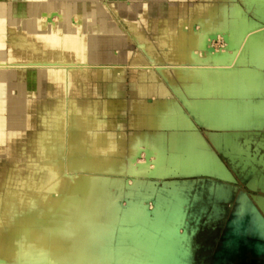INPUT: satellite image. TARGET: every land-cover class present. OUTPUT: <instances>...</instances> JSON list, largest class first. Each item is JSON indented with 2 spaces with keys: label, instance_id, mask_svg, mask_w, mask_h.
I'll return each mask as SVG.
<instances>
[{
  "label": "bare ground",
  "instance_id": "6f19581e",
  "mask_svg": "<svg viewBox=\"0 0 264 264\" xmlns=\"http://www.w3.org/2000/svg\"><path fill=\"white\" fill-rule=\"evenodd\" d=\"M207 1L174 15L176 7L167 6L154 13L153 0H0V264H185L188 237L181 225L191 182L166 176L211 170L212 161L216 174H227L200 134L190 146L182 130L171 132L169 145L159 131L144 143L106 133L111 101L95 91L104 82L93 64L112 63L107 71L114 74L126 71L118 65L128 52H114L128 45L111 15L115 10L151 61L164 64L157 66L160 74L188 98L199 122L223 128L261 123L264 100L255 101L247 88L262 89L264 38H249L247 54L238 59L254 57L255 68L235 64L245 31L257 23L246 24L234 2ZM69 11L82 19L71 22ZM195 19L199 29L190 28ZM9 20L16 22L12 33ZM216 33L228 34L226 49L209 51ZM149 69L136 70L140 80L133 90L143 95L145 89L155 96L151 106H165L155 109L151 126L194 127L176 97H163L167 87ZM166 147L171 157L163 156ZM240 151L250 162L247 150ZM143 152L147 160L140 159ZM236 159L238 167L243 160ZM124 195L128 204L121 202ZM256 199L264 205V197Z\"/></svg>",
  "mask_w": 264,
  "mask_h": 264
},
{
  "label": "rangeland",
  "instance_id": "374dc122",
  "mask_svg": "<svg viewBox=\"0 0 264 264\" xmlns=\"http://www.w3.org/2000/svg\"><path fill=\"white\" fill-rule=\"evenodd\" d=\"M20 1V0H18ZM254 1V2H253ZM109 2V1H108ZM131 1H129L130 4ZM231 2H234L237 5H240L244 10L240 9V14L242 16V19L245 21L246 24H252L257 23L256 26L249 27L245 31L244 40L241 41L239 48L237 49L235 53V59L234 63L239 65H248L250 68H255L256 59L253 57L252 59H249L248 57L243 59L244 62H238V59L240 60L241 57H243L245 54H247L245 47L247 45V42L249 38L256 37L257 35L261 36V38H264V0L256 1V0H249L248 2H244L243 0H233ZM68 11V10H67ZM131 12V11H130ZM59 14L54 15L57 17ZM69 15V16H68ZM67 15V18L73 22L78 23L82 17L79 13H70ZM112 17L123 27H128L123 22V16L117 13L115 10L111 13ZM131 15H134V12L131 13ZM130 15V16H131ZM53 16V15H52ZM51 18H54V16ZM187 16V15H186ZM25 17V16H24ZM60 15L58 16V18ZM184 19H186L184 17ZM15 21L9 20V24L7 27V31L9 33H12L11 26L12 24H15ZM197 27H194L196 29L200 28V24L198 22L195 23ZM195 26V25H194ZM192 28V26H190ZM29 31H34L32 27H29ZM248 31V32H247ZM255 33H252L254 32ZM258 34H257V32ZM132 34H129L127 32H124V34L127 35L128 39V45L125 48H118L115 49V53L122 52L123 50H126L128 52V60L127 62H130L128 66L126 64H119V68L127 67L128 69L130 66V69L133 70V72L136 74V70L141 66H147L152 70L153 72H159V69H157L158 64L164 65L161 62L154 63L151 61L152 64L144 63L146 59H143L139 54L132 56L133 59L130 60V48L132 47V44L134 43V40L138 41L141 48L142 45L140 44V41L137 38V35L133 32ZM247 33V34H246ZM251 33V34H249ZM249 34V37H248ZM246 39V40H245ZM246 43H245V42ZM212 45L216 47L217 49H226L227 43L225 42V37L223 34L220 35V37L217 40L212 41ZM144 49V48H143ZM11 54V53H10ZM17 53L14 51L11 55H16ZM20 56V54H17ZM151 60V58H150ZM135 66V67H134ZM117 68V67H116ZM120 72V71H119ZM261 76L258 80L259 86L262 87L261 90H259L256 87H250L247 88L249 92H252L254 95V100L259 101L261 99L264 100V66L260 70ZM136 82V81H135ZM134 82V83H135ZM166 83V89H167V98H171V96L176 97V99L179 101L178 103L182 105V111L184 112V115L188 116L191 119V122L193 123L194 127H184L183 130L185 132V139H187V143H189L190 146L194 145L196 143V137L198 134L201 135L202 138L206 141V148L207 149H214L217 153L218 159L220 161L222 170H224V173L227 174V176L214 178V174H216L215 167L216 166L213 161L208 162L212 165V169L210 170H204L202 167H198L197 172H191V173H182V174H170L166 176V180H173L178 181L180 183H184L185 181L194 182L193 185L188 186V190L185 193L188 200L185 203V209L186 214L183 221L182 226L186 229L187 233L190 234V242L192 244V251L193 255L190 258V264H210L212 260L213 252L218 248L220 245L224 234L229 229L230 220H232L235 217L240 216L237 214L239 203V197L242 195L243 192H247L251 200L255 203H258L262 208L264 205L260 203L256 196L264 197V184L262 185H254V183H257V179L263 180L264 182V164L259 163L258 161L264 157V116L261 123H258L257 121L247 125V126H241V127H208L204 123L199 122L195 116L191 113L189 110L188 105L186 104V100L188 99L186 96L181 97L178 95L173 87L165 80ZM30 89H26L28 92V97L31 100V103L34 102L36 99L33 97L32 94V87L29 86ZM12 86L9 85V95H12L14 92L11 91ZM17 91V90H15ZM20 91V90H18ZM155 98V97H154ZM77 100H81V98H77ZM154 100V99H153ZM178 105V104H177ZM78 105H75L74 109L75 111H78L79 108H77ZM183 115V114H181ZM102 119L100 118L99 121ZM189 131H192V134L188 133ZM194 132V133H193ZM216 134V138L212 137V134ZM248 138V142L245 143L243 139ZM236 140L237 142H234L233 140ZM242 149H246L247 153L246 156L250 162L244 163V157L242 156V153H240ZM229 150V155L227 154V151ZM145 152H143L140 159L147 160V156H145ZM91 156V153L89 154ZM164 157H171L172 153L169 152L168 149L163 154ZM254 159H252V158ZM260 157V158H259ZM233 161L236 159L238 162L243 160L239 163L243 166L242 174L240 173V170H236L232 164L229 162V159ZM247 160V159H246ZM203 162H200L202 164ZM256 164L257 168H262V176L258 177V174L255 173L257 171V168H255V171H252L253 173H250V168L252 167V164ZM123 166L121 172L123 173ZM200 168V169H199ZM247 172L248 175H245ZM231 173V174H229ZM232 175V176H231ZM221 176V175H220ZM153 177V176H152ZM234 177V178H233ZM213 179L216 180V184H213ZM162 182V184H161ZM164 180H160L159 185H164ZM216 186V188H215ZM254 196V199H253ZM156 200V196H152L151 199H149L150 208L152 209L153 205L151 202ZM121 202L124 204H128V196L124 195V198L121 199ZM246 212H243L241 214L242 217L246 216ZM182 228V231L185 229ZM195 230V233L193 231Z\"/></svg>",
  "mask_w": 264,
  "mask_h": 264
},
{
  "label": "crops",
  "instance_id": "0c3cea01",
  "mask_svg": "<svg viewBox=\"0 0 264 264\" xmlns=\"http://www.w3.org/2000/svg\"><path fill=\"white\" fill-rule=\"evenodd\" d=\"M216 1V0H215ZM222 2H225L226 4L230 3L233 0H221ZM155 7L153 12L157 13L158 9L161 7V10L163 11L165 9V6L168 8L170 7H176L174 10V15L180 13L182 10L184 13L188 14L190 12V7L192 3L195 4H204L208 3L207 0H153ZM172 4V5H171ZM163 6V7H162ZM239 9L244 10L240 5H237ZM160 10V11H161ZM153 13V14H154ZM148 16V15H146ZM142 18H140V21ZM143 21V20H142ZM196 22L198 20H193L190 24L193 27H199L196 26ZM142 23V22H141ZM189 24V25H190ZM195 25V26H194ZM122 26V25H121ZM125 32L131 34V31L128 29V27H123ZM180 33V32H179ZM133 35V34H132ZM139 54L143 59H146L144 63H151L150 56L148 55L147 51L145 49H142L138 43V41L134 40V43L132 44V47L130 48V60L133 59L132 56H135ZM102 62H95L93 64L94 68L96 70H100L98 81L104 82V84H100L99 82L95 84V91H100L101 95L109 98L111 101L110 107L111 109V115H109V118L112 119L111 126L104 127V131L108 133L111 137L117 138L119 140H122L123 138L127 137H136V141H142L145 142L146 139H149L150 134L153 131H159L161 133V137L163 139L162 143L169 145V136L171 135V132L173 130H183L182 127H171L167 125L162 126H151L152 119L156 118L158 115V111L155 109H159L163 111L165 109V106L163 105H157V106H151V101L154 99V95H152L150 92L147 91V94H145V89H143V95L137 94L133 90L134 82L136 80H140V78H136V74L133 72V70L126 69L123 73H110L107 70H111L112 63L110 65L104 64L102 65ZM123 64H130V62H123ZM106 65V66H105ZM110 66V67H108ZM159 78H161L160 82H163V85H165V79L160 73H155ZM105 82H110V84H106ZM100 88V89H99ZM121 92V96H118L116 93L119 94ZM166 93H164V98H167ZM120 98L122 100H120ZM122 101V102H120ZM114 102V103H113ZM180 105V104H179ZM109 107V108H110ZM179 108L182 110V105L179 106ZM141 132V134L139 133ZM139 133V135H137ZM129 144H134L135 142L126 141ZM166 149L169 150L168 147ZM171 152V150H169ZM172 153V152H171Z\"/></svg>",
  "mask_w": 264,
  "mask_h": 264
},
{
  "label": "water",
  "instance_id": "95a60500",
  "mask_svg": "<svg viewBox=\"0 0 264 264\" xmlns=\"http://www.w3.org/2000/svg\"><path fill=\"white\" fill-rule=\"evenodd\" d=\"M54 15L55 14H53V16ZM223 36L225 37V42L227 43L229 39L228 34L225 33ZM219 37L220 34L216 33L211 35L210 38L214 41ZM210 45L209 51H215L217 49L212 45V43ZM229 162L236 170H240V173L242 174L243 170L241 167L243 165L236 167L230 159ZM261 169L257 168V171L255 172L260 173V175L258 174V177L262 176ZM213 177L218 178L223 176L214 174ZM262 181L263 180L257 179V183L253 182V184L262 185L264 184ZM214 183L216 184L215 179H213V184ZM193 184L194 182L189 183V185ZM238 200L240 205L238 206L237 214L240 216L230 220V227L224 234L218 248L213 252L210 264H264V209L258 203L253 202L247 192H243ZM153 202L155 203L156 200ZM246 211L248 213H246L245 217H242L241 214ZM182 228L184 227L181 225V230ZM183 233L187 234V247H189L184 263L190 264V258L193 255V243L190 242V234L187 233L186 229ZM193 233H195V230Z\"/></svg>",
  "mask_w": 264,
  "mask_h": 264
}]
</instances>
